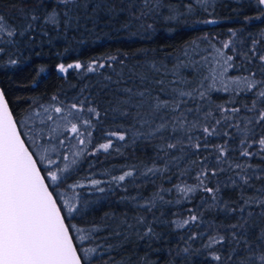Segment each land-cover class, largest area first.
<instances>
[{
    "label": "snow or ice",
    "instance_id": "6c2138e0",
    "mask_svg": "<svg viewBox=\"0 0 264 264\" xmlns=\"http://www.w3.org/2000/svg\"><path fill=\"white\" fill-rule=\"evenodd\" d=\"M34 2L35 7L19 9L20 23L0 12V55L6 47L14 49L8 57L10 65L19 63L16 53L21 47H31L37 35L48 37L51 44L49 28L68 39L71 32L86 28L88 21L93 23L94 31L96 18L104 8L115 13L111 5L100 0H49L50 7L45 6V0ZM255 3L264 14V0ZM132 7L136 5L130 3L128 8ZM214 7L213 0H191L182 11L180 5L165 0H141L138 13H130V18L134 17L140 29L152 35L155 17L161 16L164 9L167 14L161 18L172 22L193 14L197 8L211 14ZM148 18L153 23L145 27ZM230 33L218 46L212 42L217 38L202 37L201 43L208 44L203 50L201 43L190 41L171 65L145 61L147 71H137L139 65L128 67L127 57L115 55L83 63H59L56 70L65 76L70 70L76 71L80 79L98 75L100 90L107 89L109 98L94 100L90 89L95 85L90 82L73 101L53 95L48 104L37 102L30 108L23 134L0 89V264H132L130 257L117 261L111 253L124 247L132 236L149 244L159 241L162 233L156 226L169 224L174 230L189 233L177 256L203 255L213 264H264V183H253L264 181V166L251 163L253 157L264 161V50L258 51L260 41L253 39L248 51L241 52L233 39L236 33ZM238 59L258 68L230 75L237 69ZM116 63L121 65L118 72ZM106 67L113 69L115 78L100 71ZM189 71L191 77L186 74ZM214 93L225 94L226 101L216 103ZM101 103L105 107L101 108ZM109 115L114 126L104 129L105 142L94 144L93 133ZM218 137L224 142L210 144ZM153 140L161 143L153 145L155 156L150 164L132 165L119 175L106 171L102 175L108 176L107 180L94 178L92 173L83 181L72 180L88 156L100 152L122 154L124 147ZM230 142L237 143L238 148H230ZM209 148L215 154L213 159H190ZM237 150L244 158L242 162L233 161L229 155ZM193 166L197 167L194 185L185 179ZM173 170L177 182L165 188L163 181L171 179ZM223 173L234 174L218 179ZM157 178L162 181L159 185ZM137 180L154 185V190L147 196L139 191L128 194L129 185L141 187ZM85 188L98 193L123 191L126 195L119 202L130 206L134 214L130 217L127 210L105 213L100 222L83 227L67 223L76 217L85 219L98 203L79 191ZM226 189L235 190L237 198L225 199ZM197 193L205 195L198 206L186 210V216L173 213L176 219L163 218L166 206L191 204ZM206 212L223 214L226 220L234 216L235 220L217 223L206 219ZM193 228L198 231L193 232ZM196 240L203 241L199 249L191 247ZM86 243L91 246L85 247ZM105 253L107 260L102 259ZM141 264L149 262L141 258Z\"/></svg>",
    "mask_w": 264,
    "mask_h": 264
},
{
    "label": "trees",
    "instance_id": "16d2710c",
    "mask_svg": "<svg viewBox=\"0 0 264 264\" xmlns=\"http://www.w3.org/2000/svg\"><path fill=\"white\" fill-rule=\"evenodd\" d=\"M100 2L111 5L115 9V13H110L107 8L99 12L96 18L98 23L93 29V23L87 22L86 28H81L79 31H73L69 34L68 39L58 36L51 28L47 29L51 37V44L48 43V37H40L37 35L36 41L31 47H21L16 53L19 63L16 65L8 64L9 55L15 50L6 47L3 55H0V87L5 92V97L9 102V107L13 112L14 118L18 121V127L22 134L27 130L26 122L27 115L30 114V108L35 107L36 103L48 104L53 95L59 96L65 101L75 100L80 90L86 83H91L95 87L90 91L93 93V99L97 102L106 101L109 97L104 91L100 90L98 80L100 77L96 74H88L83 79H80L74 70H70L65 76L56 70L59 63H74L88 62L97 57H107L115 55L123 59L127 57L125 63L128 67L139 65L137 71H147L145 61L155 60L158 63L164 61L171 65L172 60L180 55V49L185 47L190 41L201 43V38L208 36L215 37L213 40L217 46L222 41L229 38L230 30L236 33L233 37L234 41H238L237 48L241 52H247L251 46L253 39L259 40L257 49L264 50V39L261 38V33H264V14H262L255 0H213L214 9L209 12L201 11L199 8L190 15L180 17L179 21L169 22L161 16L167 14V9L162 11L161 16L155 17L154 28L155 33L149 35L148 32L140 29L139 21L134 17L130 18V13H138L141 0H100ZM191 2V0H165V3L178 4L183 11V5ZM130 3H134L136 7L128 8ZM45 6L50 7L49 0H45ZM21 7H35L34 0H0V12H3L9 18H16L14 22L20 23L19 9ZM91 7V6H90ZM124 9V11H120ZM214 19L218 21L215 24L202 23L204 20ZM130 23L131 27L125 28L123 25ZM148 23H153L152 18L144 21L145 27ZM27 38H25L26 40ZM43 39V43L40 40ZM207 42L201 43V50L207 48ZM59 53L60 55H57ZM115 72L120 71L121 65L115 64ZM256 64H246L237 60V69H234L230 75H238L240 72H245L249 69H256ZM43 69L41 72L40 70ZM105 75H112L115 78V72L112 68L106 67L100 70ZM125 76L129 75L127 67L124 68ZM191 77L192 73H186ZM100 92L97 96L95 93ZM87 95V92L84 93ZM213 100L216 103H223L227 96L222 93H214ZM244 99V97H241ZM250 99V98H249ZM105 107L101 103V108ZM111 115L96 129L93 133V143L98 144L104 141V129L113 127ZM26 144L29 143L25 137ZM224 142L223 137L212 138L210 144H220ZM161 141L153 140L151 143L138 141L134 145L121 149L122 154L111 152V154L100 152L95 156H88L81 164L78 176H73L72 180L77 178L84 180V177L89 173L94 174V178L107 180L108 176L102 175L104 172H109L111 175H119L123 170L137 165L142 167L143 164H150L154 159L155 153L153 145L159 144ZM229 147L237 149V143L230 142ZM30 151L35 153L34 148ZM111 151V150H110ZM214 152L211 148L207 151H202L198 155H193L190 159H202L207 156L210 160L214 158ZM233 161H243L244 158L239 156V152L233 151L229 153ZM163 164V161H159ZM251 163L254 165L264 166V161L253 157ZM90 164L92 165L90 167ZM184 165H182L183 167ZM197 167L193 166L191 173L185 177L189 184H195V175ZM234 173H223L218 179L225 180L228 175ZM146 179V178H145ZM71 182V181H69ZM162 181L157 178L156 184L159 185ZM177 182L175 170L171 173V179L165 178L163 181L164 187H171ZM215 182V181H214ZM136 183L141 185L139 188H133L129 185L128 194H135L137 191L149 195L154 190L152 184H142L141 180ZM260 184L264 181H253ZM108 187L107 185H102ZM211 186V185H210ZM61 191H64L62 188ZM90 201H98L93 207V211L85 219L76 217L69 219L66 222L74 224L77 227H83L88 223L100 222V218L105 213L116 212L121 213L128 211L129 216L134 214V210L130 206L120 203V198L126 193L117 189L114 192L106 191L104 193L92 192V189L85 188L79 190ZM246 191H251L246 189ZM92 192V195H87ZM204 193H197L196 199L191 204H178L166 206L163 211L164 219H176L173 213H179L181 216L187 215V209L199 205V200ZM225 199L235 200L237 193L235 190H223ZM174 197V194H173ZM159 213H157L158 215ZM205 218L215 220L217 223L223 221L225 224L235 220L231 217L226 220L223 214L213 215L205 213ZM156 230L162 233V239L153 241L151 244L147 240H138L135 236L125 244L124 247L113 251L111 255L115 260L130 257L132 264H141V258H146L149 264H213L203 255L189 254V256L176 253L179 248L184 247V240L189 235L187 230H174L172 225H157ZM193 232L198 229L193 228ZM74 241L79 246L77 233L73 230ZM183 237L184 239H181ZM119 240V238H116ZM109 243L116 242L115 240L108 241ZM203 241H193L191 247L199 249ZM91 245L85 244V247ZM79 251V247H78ZM108 253H105L103 260H107ZM111 264V262H109Z\"/></svg>",
    "mask_w": 264,
    "mask_h": 264
},
{
    "label": "water",
    "instance_id": "95a60500",
    "mask_svg": "<svg viewBox=\"0 0 264 264\" xmlns=\"http://www.w3.org/2000/svg\"><path fill=\"white\" fill-rule=\"evenodd\" d=\"M210 20V19H209ZM0 89H1V87H0Z\"/></svg>",
    "mask_w": 264,
    "mask_h": 264
}]
</instances>
